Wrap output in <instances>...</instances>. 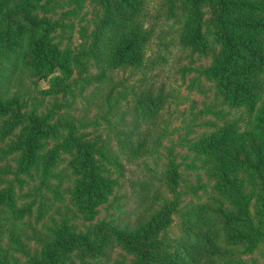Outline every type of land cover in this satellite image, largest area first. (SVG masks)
<instances>
[{"label": "trees", "instance_id": "16d2710c", "mask_svg": "<svg viewBox=\"0 0 264 264\" xmlns=\"http://www.w3.org/2000/svg\"><path fill=\"white\" fill-rule=\"evenodd\" d=\"M8 1L0 0V6L6 8ZM206 1L212 3L211 12L205 10ZM103 6L105 14L88 51L89 57L101 67L96 80H103L109 70L126 65L147 71L153 62L152 58H146L145 51L154 40L157 26L146 24L145 0H103ZM37 7L26 3L9 9L0 29V48L8 55L6 64L0 67L1 135L5 139L21 128L12 149L22 154V170L36 166L44 179L57 178L63 185L71 182L69 169L55 173L56 153L45 157L43 143L62 140L59 124L52 125L43 116L25 112L24 95L19 91L7 96L17 75L47 73L59 66L58 46L48 36L53 25L33 15ZM161 7L166 20H173L172 28L177 22L183 23L180 33L183 48L210 59L204 72L216 91L233 108L256 114V126L264 136V0H162ZM167 46L165 43V49ZM161 49L156 54L157 66L166 61L165 49ZM166 100L164 89L157 92L152 84L146 85L135 98L132 120L126 121L125 131L118 132V139L132 156H149L150 133L142 134L139 130L143 121L156 124ZM237 141L234 131H224L197 143L198 151L216 154L213 172L218 198L181 209L178 169L163 161L159 169L161 185L168 196L162 202L160 188L149 181L133 184L127 201L136 203L128 210L123 206V218L99 222L85 235L63 230L29 262L66 264L63 254L76 250L97 257L96 264H245L242 255L264 244V142L253 144L243 157L225 152L228 145ZM71 152L74 153L71 173L78 181L72 182L68 190L78 209L93 217L114 187L127 180L124 168L121 181L111 177L103 162H108L104 150L97 153L75 143ZM154 165L159 168L157 163ZM16 193L14 180L0 187V238L7 213L17 219L33 214L34 206L17 203ZM174 216L180 223L178 231L172 233L168 228ZM115 251L121 258L112 256Z\"/></svg>", "mask_w": 264, "mask_h": 264}, {"label": "rangeland", "instance_id": "374dc122", "mask_svg": "<svg viewBox=\"0 0 264 264\" xmlns=\"http://www.w3.org/2000/svg\"><path fill=\"white\" fill-rule=\"evenodd\" d=\"M161 2L145 0L146 24L157 26L154 40L145 51L146 58H152L151 67L147 71L131 65L117 67L99 81L96 78L101 67L89 57L88 51L94 31L105 14L103 0H9L6 8L0 6V29L5 25V13L26 3L38 6L33 15L39 21L53 25L48 36L58 46L59 66L47 73L34 71L17 75L7 96L19 91L24 95L25 112L43 116L52 125L59 124L64 136L60 141L43 142L45 157L56 153L55 173L69 169L71 181L63 185L57 178L47 181L36 166L23 171L22 154L12 149L21 128L4 139L0 124V187L14 180L17 203L34 206L33 214L23 219L6 214L0 238V264H32L29 259L41 254L63 230L85 235L99 222L123 218V206L128 210L136 203V200L133 203L127 201L133 184L149 181L160 188L162 202L168 196L161 185L159 169L163 161L171 162L178 169L181 209L218 198L215 192L217 178L213 172L216 154L198 151L197 143L206 136L234 131L238 141L228 145L225 152L243 157L253 144L264 142V136L256 126L257 115L246 109L237 110L225 102L206 78L204 71L210 59L200 52L183 48L180 43L183 23L177 22L172 28L173 20H166ZM211 5L206 1L205 10L211 12ZM206 18L209 22V15ZM165 43L169 45L168 49H165ZM161 48L165 49L166 61L157 66L156 54ZM7 56L0 48V67L6 64ZM148 84H152L157 92L164 89L167 100L155 125L142 122L139 133H150L151 150L149 156L137 158L125 150L118 132L125 131V124L131 122L135 98ZM75 143L97 153L104 150L108 162H103L111 171V177L122 181L121 170L124 168L127 178L121 186L114 187L93 217L78 209L68 190V186H73L72 182L78 181L70 166ZM95 155L99 157L100 154ZM114 158L117 162L111 163ZM254 203L252 200L253 211ZM179 223V218L174 216L168 230L177 232ZM113 255L121 258L118 251ZM63 257L66 264L98 262L97 257L76 250ZM242 258L245 264H264V244L243 254Z\"/></svg>", "mask_w": 264, "mask_h": 264}]
</instances>
